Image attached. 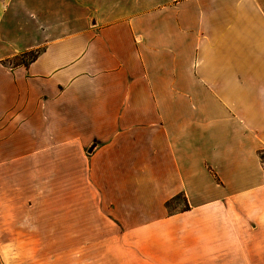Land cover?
<instances>
[{
  "label": "crops",
  "instance_id": "obj_1",
  "mask_svg": "<svg viewBox=\"0 0 264 264\" xmlns=\"http://www.w3.org/2000/svg\"><path fill=\"white\" fill-rule=\"evenodd\" d=\"M81 207L140 260L264 264V0H0V264H60Z\"/></svg>",
  "mask_w": 264,
  "mask_h": 264
},
{
  "label": "rangeland",
  "instance_id": "obj_2",
  "mask_svg": "<svg viewBox=\"0 0 264 264\" xmlns=\"http://www.w3.org/2000/svg\"><path fill=\"white\" fill-rule=\"evenodd\" d=\"M162 1V0H161ZM40 47L17 55L9 60L13 65H28L39 54ZM174 204V203H173ZM78 212V244L61 245L60 264H154L137 259L132 239L124 235L115 223L102 213H87L85 207ZM91 220H97L103 228H91ZM104 237V242H102ZM59 246L47 245L43 264H59L55 254ZM136 257V259H135Z\"/></svg>",
  "mask_w": 264,
  "mask_h": 264
},
{
  "label": "trees",
  "instance_id": "obj_3",
  "mask_svg": "<svg viewBox=\"0 0 264 264\" xmlns=\"http://www.w3.org/2000/svg\"><path fill=\"white\" fill-rule=\"evenodd\" d=\"M36 57H37V55L33 59H35Z\"/></svg>",
  "mask_w": 264,
  "mask_h": 264
}]
</instances>
